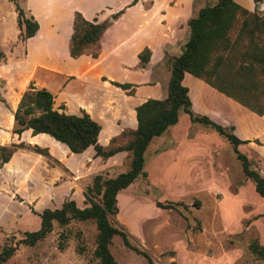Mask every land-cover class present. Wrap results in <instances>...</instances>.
<instances>
[{
    "label": "rangeland",
    "instance_id": "obj_1",
    "mask_svg": "<svg viewBox=\"0 0 264 264\" xmlns=\"http://www.w3.org/2000/svg\"><path fill=\"white\" fill-rule=\"evenodd\" d=\"M139 1L0 0V45L4 51L0 144H24L0 166V248L3 242L16 244L14 253L1 264H97L92 256L96 232L92 220H70L62 226L52 222L51 231L34 245L17 242L23 232L38 228L37 213L42 209L58 207L66 199L84 206L82 193L92 177L100 174L108 178L124 171L125 152L102 159L93 156L92 148L71 153L49 136H33L29 130L17 136L11 133V115L30 83L50 91L53 109L73 114L87 110L100 124L98 143H125L130 135L121 134V130L131 128L134 122L133 104L142 98L165 97L167 58L177 55L187 39L186 20L215 0ZM13 2L26 17L40 21L43 39L31 41L34 53L39 51L37 55L29 53L31 45L25 44L26 40L15 37ZM133 6H137L135 10L126 12ZM165 9L166 16L173 19H167L165 31L171 30V35L160 38L161 47L156 45L159 33L150 28L166 22L161 15ZM75 11L87 20L109 22L99 48L100 52L103 46L105 54L96 64L88 53L74 59L68 56L67 38ZM143 22L151 26H147L146 37L154 52L151 63L143 66L146 70L136 59L146 38L132 35ZM118 44L117 52L111 55L110 49ZM111 80L137 83L136 91L127 95L111 85ZM182 84L189 90L193 113L206 115L222 126H233L239 138L264 131V117L247 111L202 80L184 74ZM34 146L45 154L35 152ZM237 149L264 177V132L248 138ZM143 156L144 176L139 175L116 193L117 212L109 220L122 227L128 241L146 251L153 264H264V259L256 258L247 248L253 239L264 246V198L242 174L227 140L211 128L191 122L179 110L177 121L151 141ZM166 201L183 205H155ZM109 249L117 264H145L119 236L112 238Z\"/></svg>",
    "mask_w": 264,
    "mask_h": 264
},
{
    "label": "trees",
    "instance_id": "obj_2",
    "mask_svg": "<svg viewBox=\"0 0 264 264\" xmlns=\"http://www.w3.org/2000/svg\"><path fill=\"white\" fill-rule=\"evenodd\" d=\"M252 1L254 9L248 10L234 0H215L198 8L186 20L188 37L181 45L180 52L167 58L165 97H148L134 106L135 127L121 130V134L130 135L123 144L110 146L98 143L100 124L87 112L81 109L79 114H73L53 109V96L50 91L43 87L35 88L29 83L12 112V134L19 136L23 131L29 130L33 136H49L66 146L71 153L78 154L90 147L93 156L102 159L125 152L127 167L113 177L94 175L82 193L85 204L82 207L77 206L73 199H66L58 207L42 209L37 213L38 228L23 232V237L17 243L34 245L51 231L52 222L62 226L70 220H92L96 229L92 256L97 264H117L109 249L114 236H119L126 247L141 255L145 264H153L149 254L131 244L126 231L111 223L109 216H114L117 212L116 193L126 188L139 175L144 176L143 154L149 142L177 121L179 110L186 113L191 122L211 128L229 142L242 174L252 182L254 191L264 198V177L237 149L239 144L248 140L237 137L233 133V126H222L206 115L193 113L188 88L182 84L184 73H188L247 111L258 116L264 113V14L257 10L261 0ZM13 5L17 38L24 41L35 34L38 23L32 16L26 17L16 2ZM117 15L118 12L111 18ZM108 26L107 19L87 20L80 12L75 11L68 38V56L74 59L88 53L93 58L97 57L101 37ZM91 47L95 49L88 51ZM149 56L150 50L147 47H143L136 54L140 67L148 62ZM3 58L0 48V62ZM109 83L127 95H133L137 86L126 81L111 80ZM112 141L113 138H110V142ZM23 147L22 142L0 144V166L11 160L16 149ZM33 150L45 154L44 150L36 146ZM155 205L173 208L183 203L166 201L155 202ZM247 248L256 258L264 259V246L256 239L249 241ZM15 249L16 244L3 242L0 248V264Z\"/></svg>",
    "mask_w": 264,
    "mask_h": 264
},
{
    "label": "crops",
    "instance_id": "obj_3",
    "mask_svg": "<svg viewBox=\"0 0 264 264\" xmlns=\"http://www.w3.org/2000/svg\"><path fill=\"white\" fill-rule=\"evenodd\" d=\"M141 1V0H140ZM139 1V2H140ZM235 2H237L239 5H242V7H244V8H246V9H248V10H253L254 9V3H253V1L252 0H234ZM161 4V3H160ZM138 5V4H137ZM136 7L137 6H133V7H131V8H128L127 10H126V12H128V11H130V10H135L136 9ZM166 7H168V6H166ZM152 8H153V5H152ZM157 8V7H156ZM155 8V9H156ZM167 9V8H166ZM166 9H165V14H161V15H163V17H165V19H166V22L164 21L163 23H158V25H157V27L156 26H152V28H150L151 26H149V24H148V22H143L142 23V25H140V27H139V29L133 34L132 33V35H135V36H140V37H145L146 39V43H143V44H146V45H144V47H147L151 52V57H149V60H148V62L147 63H145V65H147V64H149V63H151V61H152V56H153V54H154V52H153V47L151 46V44L148 42V40H147V37H146V35L148 34V32H149V30L150 29H154V31H156V32H158L159 33V39L161 38V37H164V38H166L167 36V34H168V38L170 37V35H171V30L170 31H168L167 32V34H166V31H165V27L167 26V22H168V18H172L171 17V15L170 16H166ZM153 11H154V9H152ZM257 10H259V11H264V0H261V2L257 5ZM126 12L124 13V14H126ZM145 15H146V12H145ZM124 16V15H123ZM173 19V18H172ZM36 21H37V23H38V29L36 30V32H35V34L33 35V36H31V37H29V38H27L26 39V41L24 42L25 44L27 43V45L28 44H30L31 45V48H30V51H29V49H28V51H29V53L31 54V55H37V53H39V51H37V53H34V51L32 50V43H31V41L32 40H36V41H40V40H42L43 39V36H42V34L41 35H39V30H40V21L39 20H37V18H36ZM50 22V20L48 21V23ZM153 25V24H152ZM150 28H148V27ZM174 29H175V31H176V25L174 26ZM107 30H108V28L105 30V32L103 33V35H102V37H101V40H100V45L102 44V39L104 38V36L106 35V32H107ZM17 33H18V29L16 28V36L15 37H17ZM155 36L157 37L158 35L157 34H155ZM38 37H40V38H38ZM69 38V37H68ZM67 38V39H68ZM15 39V38H14ZM151 42V41H150ZM152 43H153V41H152ZM162 41H161V39L159 40V44H157V42H156V45H160L161 47H162ZM103 45V44H102ZM102 48H101V51L99 52V54L97 55V57H95V59H94V61H96L95 62V64L96 63H98V62H100L101 61V58H102V56L105 54V52H104V49H103V46H101ZM117 47H119V44L117 45V46H114V47H112V49H110V51H111V55H114L113 54V52H117ZM142 47V46H141ZM140 47V48H141ZM0 48L2 49V46L0 45ZM143 48V47H142ZM141 48V49H142ZM160 49V51L162 50L161 48H159ZM3 51V50H2ZM45 51H47V53H50V50H47V49H45ZM110 51H109V54H110ZM41 52V51H40ZM3 54H4V51H3ZM4 59V58H3ZM35 59H37V58H35ZM73 59V58H72ZM136 59H137V57H136ZM103 60V59H102ZM106 61V60H105ZM39 63L40 62H38V63H33V66H37V65H39ZM2 66H4V63L3 62H1L0 63V67H2ZM48 68L49 66H45V68ZM141 69H144V70H146L147 69V67H143V68H141ZM5 70V69H4ZM184 74H188V73H184ZM188 75H190V74H188ZM190 76H192V75H190ZM0 77L2 78V76H1V74H0ZM193 77V76H192ZM194 78H196V77H194ZM198 79V78H197ZM135 84H137V83H135ZM207 85V84H206ZM208 86V85H207ZM211 88V87H210ZM214 90V89H213ZM136 91V90H135ZM188 94H189V97H190V99H191V96H190V93H189V90H188ZM225 96V95H224ZM148 98V97H147ZM229 98V97H228ZM146 98H142V99H140V100H138L135 104H133V107H132V109H131V112H132V117H133V119H134V110H133V108H134V106L135 105H137V104H139L140 102H142L143 100H145ZM191 106H192V100H191ZM85 112H87V110H84ZM88 113V112H87ZM199 114V113H198ZM261 117H264V113L261 115ZM261 120H264V119H261ZM135 127V119H134V122H133V124H132V126H131V128H134ZM168 128V127H167ZM101 129V128H100ZM167 130V129H166ZM165 130V131H166ZM164 131V132H165ZM163 132V133H164ZM264 131H258L257 133H255L254 135H250V136H247V137H244V138H240V139H242V140H248V138H252V137H257V134H259V133H263ZM162 133V134H163ZM161 134V135H162ZM161 135H159V136H161ZM158 137V136H157ZM154 138H156V137H154ZM153 138V139H154ZM153 139H151V141L153 140ZM151 141L149 142V144L151 143ZM148 144V145H149ZM243 144V143H242ZM88 148H90V147H88ZM119 153H122V152H119ZM116 154H118V153H116Z\"/></svg>",
    "mask_w": 264,
    "mask_h": 264
}]
</instances>
